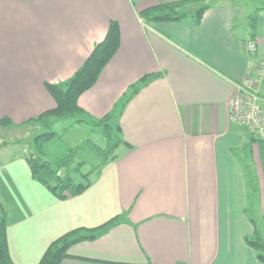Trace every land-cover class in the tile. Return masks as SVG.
Wrapping results in <instances>:
<instances>
[{"label": "crops", "instance_id": "obj_1", "mask_svg": "<svg viewBox=\"0 0 264 264\" xmlns=\"http://www.w3.org/2000/svg\"><path fill=\"white\" fill-rule=\"evenodd\" d=\"M178 1L0 0V121L10 123L0 130L42 128L35 119L55 108L47 85L69 80L109 24L119 27L116 53L77 101L82 119L92 123L112 114L111 124L119 127L123 144L115 160L97 170L78 162L81 173L90 174L86 193L91 200L107 195L109 211L99 218L94 203L98 211L86 209L79 226L65 233L115 217L121 222L95 241L72 246L61 264H260L246 240H264V144L229 123L228 104L235 84L264 62V0H257L253 16H243L242 0H206L209 9L198 25L149 26L138 17ZM250 40L254 55L246 50ZM145 76L153 78L120 107ZM83 125L92 129L89 143L103 146L90 124L72 127ZM11 145L20 152L0 161L9 255L15 264H38L54 240L43 235L30 255L24 229L32 233L45 188L26 162L33 137L29 150L14 142L0 152Z\"/></svg>", "mask_w": 264, "mask_h": 264}, {"label": "trees", "instance_id": "obj_2", "mask_svg": "<svg viewBox=\"0 0 264 264\" xmlns=\"http://www.w3.org/2000/svg\"><path fill=\"white\" fill-rule=\"evenodd\" d=\"M205 1L182 0L161 4L141 11L138 17L143 24L149 26L156 23L183 21H190L194 25H198L204 13L209 9L208 6L204 5ZM250 28L254 31L255 17L251 18ZM252 36L254 35L252 34ZM119 39V27L116 22H111L104 39L94 46L82 67L69 80L62 84L47 85V90L55 101V108L35 119L36 121H43L42 128L47 131L34 137L32 151L28 153L26 162L32 172L33 179L49 189L58 198H66L67 196L73 198L82 194L89 187L88 177L90 174L81 173L84 163H78L71 169L75 157L74 149L69 150V153L56 163H49L44 160V146L57 137V134L52 131L51 119H73L76 124H90L98 129L105 143L103 146H91L97 157H102L100 164L115 160L114 151L120 144H123L118 136L119 127L111 124L112 114L104 117L101 121L90 123L81 118L84 112L77 103L80 95L93 87L103 68L116 53L119 47ZM151 78L153 77L145 76L132 85L119 106H123L128 98L147 85ZM7 124H10L8 119L0 121V126ZM255 141L259 142L260 146L264 144L260 140L256 139ZM74 176H78L80 181H75ZM120 222V217H115L93 229H76L63 234L47 247L38 264H61L63 260L70 258L68 251L72 246L81 242L95 241L107 234L111 228ZM246 242L256 252L258 262L264 264V240L256 235L252 240H246ZM0 264H15L9 255L4 210L0 212Z\"/></svg>", "mask_w": 264, "mask_h": 264}, {"label": "rangeland", "instance_id": "obj_3", "mask_svg": "<svg viewBox=\"0 0 264 264\" xmlns=\"http://www.w3.org/2000/svg\"><path fill=\"white\" fill-rule=\"evenodd\" d=\"M242 1L243 16L244 14L249 15L251 11H254V9L261 4L259 1ZM208 4H215V1L210 0ZM250 16H253V13L250 14ZM263 85L260 90L262 96H264ZM53 121H55V124L52 127V131L57 134V137L44 146V160L49 163H56L61 158H64L69 153V150L74 149L75 157L71 169L74 168L78 162L84 161L85 166L97 170L96 165L100 163L102 157H97L96 153L91 149L92 146L89 143V133L92 129L86 125L80 128H75V126L72 127L75 122L73 119H53ZM4 126L5 125L2 127ZM240 130L246 132L244 129ZM45 131L47 130L40 126L38 127L37 124L31 126V128L20 130H10L7 127L2 128L0 130V146L6 143L22 142V148H27V150H29L32 137L34 139L35 136ZM26 143L28 145H26ZM257 144L259 145L260 143L257 142ZM18 152H20V149L11 145L7 150L0 152V161L8 157L9 154ZM261 152L264 158V151ZM44 188L45 190L39 192L41 195L37 202L38 209L34 211L35 217H33L32 223L33 231L31 234H29V232L27 236V231L24 229V245L26 246V251L29 252L30 255L41 245V238L43 235L46 236V234H48L50 240H55L67 230L79 226L78 222L80 217L83 213H87L86 209H90L91 212L98 211L93 205L94 203H98V209L101 210L98 212L99 218L109 211V209H107L108 203L110 202L109 197L107 195H98L91 200L86 193L90 185L82 194L71 198L73 200L70 202H68L70 200L69 198H58L49 189L46 187Z\"/></svg>", "mask_w": 264, "mask_h": 264}, {"label": "built area", "instance_id": "obj_4", "mask_svg": "<svg viewBox=\"0 0 264 264\" xmlns=\"http://www.w3.org/2000/svg\"><path fill=\"white\" fill-rule=\"evenodd\" d=\"M249 55L256 51L255 43H246ZM264 84V62H258L254 73L235 84L233 98L228 104L230 124L245 127L255 139L264 143V96L260 88Z\"/></svg>", "mask_w": 264, "mask_h": 264}]
</instances>
